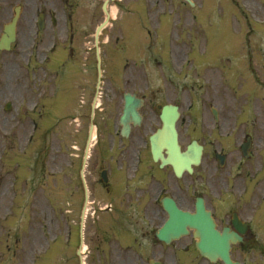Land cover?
Wrapping results in <instances>:
<instances>
[{"label": "flooded vegetation", "instance_id": "obj_1", "mask_svg": "<svg viewBox=\"0 0 264 264\" xmlns=\"http://www.w3.org/2000/svg\"><path fill=\"white\" fill-rule=\"evenodd\" d=\"M105 1L56 0L51 8L41 2L36 13L37 56L42 62L48 61V71L40 76V96H48L50 90L52 103L67 108L71 124L79 126L76 136L85 141L92 124L96 126L88 171L91 206L87 264H224L201 255L195 229L187 226V233L173 238L162 229L170 217L165 199L194 212L199 197L212 211L219 229L230 227L241 235L242 239L231 247L233 260L264 264V180L252 179L253 169L262 166L254 149L255 135L247 125H232L223 108L218 110L213 131L214 157L218 151L225 155L226 163L213 166L212 180L206 185L201 165L190 174L183 168V173L177 175L171 164L155 160L150 137L162 125V106L170 102L157 95L156 76L140 79L137 62H130L137 55V40L145 37L139 34V21L118 20L123 0L108 4L109 10V5L116 3V17L109 18L96 34L106 19ZM258 1L257 7L246 4L244 13L246 40H262L264 91V0ZM40 15L41 28L37 24ZM166 81L171 84L169 79ZM128 94L142 101L137 108L141 121L135 123L129 117V131L124 134L121 119ZM165 94L169 97L170 88ZM182 121L181 117L180 139ZM248 135L252 141L245 157L242 145ZM202 145L205 152L208 142ZM163 154L167 156L166 149ZM206 192L214 197L210 200Z\"/></svg>", "mask_w": 264, "mask_h": 264}, {"label": "rangeland", "instance_id": "obj_2", "mask_svg": "<svg viewBox=\"0 0 264 264\" xmlns=\"http://www.w3.org/2000/svg\"><path fill=\"white\" fill-rule=\"evenodd\" d=\"M55 1L0 0V35L3 26L12 19L14 8L21 6L17 39L11 50H0V264H79L76 253L80 246L84 191L78 185L77 164L82 155L79 157L80 149L74 143L75 130L66 118L58 120L65 114L63 107L51 108V100L38 99L35 12L41 2L51 8ZM194 1L227 5L225 14L224 7L216 4L213 13L201 9V17L205 19L201 23L206 26L199 30L191 20L195 19L196 11L182 4V0H123L118 20L139 21L142 36L147 37L146 31L151 30V40H140L137 58L146 62L141 69L147 68L149 72L154 69L155 74L159 70L157 76L165 69L171 85L163 84L160 97L180 104L184 144L194 137L207 140L208 149L201 166L204 171H200L204 181L212 180L215 165L211 156L212 106H223L231 123H245L249 118L251 123H256L251 128L256 131L255 147L262 166L253 169L255 180L264 171V151L259 147L262 142L258 132L261 124L264 125V96L246 59L248 48L254 58L259 56L260 40H244L243 10L248 3L257 7L259 1ZM233 8L239 12L233 14ZM109 9L116 17V3ZM213 15H216L212 17L213 24L206 23ZM163 22H167L166 40L159 39L165 34L159 27ZM180 43L184 50L179 48ZM220 48L224 49V55L219 54ZM153 56L163 58L164 65H151L149 58ZM254 60L252 68L259 70L258 61ZM169 88L170 98L165 94ZM7 103L11 105L9 111ZM41 106L46 118L44 129H49L45 132L52 130L47 137H43L41 128L35 130L34 125L38 123ZM262 136L264 140V130ZM208 196L210 200L214 197L212 193ZM85 232L84 226V244Z\"/></svg>", "mask_w": 264, "mask_h": 264}, {"label": "water", "instance_id": "obj_3", "mask_svg": "<svg viewBox=\"0 0 264 264\" xmlns=\"http://www.w3.org/2000/svg\"><path fill=\"white\" fill-rule=\"evenodd\" d=\"M188 1L191 2V0ZM18 17L19 8H16V15L13 20L4 27V34L0 40V49H10L11 42L15 40ZM162 118L164 127L160 131L161 137L158 141L160 142L163 140L166 142V146L171 154V163L176 166L178 170L180 164H185L187 168L191 170V164H197L200 161L202 153L201 147H198L194 142L188 147L186 152L181 153L178 145L177 131L175 129L177 120L176 107H165ZM152 139L156 141L157 137L153 136ZM156 156H158V154ZM170 212L173 214V219L170 221V224L173 225V229L177 227L175 223H179V231H185V225L197 229V236L199 237L197 245L203 255L211 260L221 258L226 264H238L231 259L229 253L231 240L235 238L234 234L230 233L228 230H225L223 233L219 232L215 227L211 213L205 209L202 203L198 204V211L195 214L177 211L173 206Z\"/></svg>", "mask_w": 264, "mask_h": 264}]
</instances>
